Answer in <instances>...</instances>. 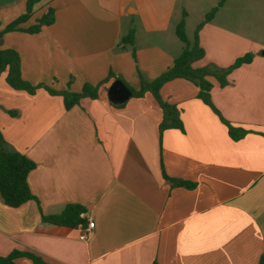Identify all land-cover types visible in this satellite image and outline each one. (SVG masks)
<instances>
[{
    "label": "crops",
    "instance_id": "0c3cea01",
    "mask_svg": "<svg viewBox=\"0 0 264 264\" xmlns=\"http://www.w3.org/2000/svg\"><path fill=\"white\" fill-rule=\"evenodd\" d=\"M25 5L0 0V31ZM48 9L53 24L37 34L5 33L0 49L19 55L28 83L74 93L99 85L98 98L65 110L60 96L15 91L0 77V132L35 164L27 177L35 200L11 208L0 197V257L18 250L48 264H257L264 253V0H40L19 27ZM183 15L186 36L202 24L204 56L193 68H226L253 55L225 87L208 80L224 120L255 133L232 141L184 79L159 92L177 108L183 131L160 136L162 115L150 95L108 101L109 71L138 90V73L152 81L172 66L184 47L175 34ZM130 33L131 43L121 44ZM161 166L194 187L165 180ZM70 204L85 209L84 226L41 221ZM88 220L94 229L81 241Z\"/></svg>",
    "mask_w": 264,
    "mask_h": 264
},
{
    "label": "trees",
    "instance_id": "16d2710c",
    "mask_svg": "<svg viewBox=\"0 0 264 264\" xmlns=\"http://www.w3.org/2000/svg\"><path fill=\"white\" fill-rule=\"evenodd\" d=\"M40 0H26L25 12L9 23L3 30L0 31V42L5 33L19 31L28 34H37L42 27L49 26L54 22V13L52 9L43 14L36 23L27 29H22L19 26L28 21L32 15L33 6ZM215 9L210 11L204 22L211 20ZM202 24H199L193 36V41L190 43L187 39L184 30V15L176 25L175 34L180 42L184 45L181 54L174 60L172 66L163 72L159 77L152 81H148L142 74L138 73L139 89L135 90L124 83L119 77L109 71L105 82L109 80H120L131 91V98H144L150 95L153 101L158 105L161 111V121L158 129L161 136L164 130L174 129L183 131V125L179 118V113L174 105L168 104L160 97V89L164 84L174 79H184L198 88L197 98L218 117L220 122L226 127L227 134L232 141H238L249 133H255L246 130L242 127L235 126L224 120L220 112L211 102L210 90L211 83L208 78H214L221 88L228 84L227 77L235 69L244 64H249L253 55L247 53L244 56L236 59L232 65L226 68H219L215 65H207L202 68H193L192 64L204 56L203 49L199 46L198 32ZM132 34L123 38L120 43H131ZM5 75V82L15 91H23L29 95H34L38 89L45 90L49 95L60 96L62 98L65 110H70L77 106L83 99L96 100L98 98L99 85L92 86L84 84L81 91L78 93L69 91H55L44 85H32L22 79L20 71V57L13 50L0 49V77ZM118 106V105H116ZM264 136V134H261ZM35 167L32 160L28 159L23 154L11 149L0 134V197L3 203L11 208H17L22 204L35 200V197L30 192L27 177L30 171ZM162 177L170 181L175 186L192 189L194 184L183 182L180 180L170 179L165 174L161 166ZM85 213V209L80 205H67L59 214L44 216L41 215V221L47 224L76 228L84 226L85 220L81 217ZM26 258L32 264H48L40 256L30 251L14 250L5 257H0V264H14L15 260ZM257 264H264V253L260 256Z\"/></svg>",
    "mask_w": 264,
    "mask_h": 264
},
{
    "label": "water",
    "instance_id": "95a60500",
    "mask_svg": "<svg viewBox=\"0 0 264 264\" xmlns=\"http://www.w3.org/2000/svg\"><path fill=\"white\" fill-rule=\"evenodd\" d=\"M131 98V91L120 80L111 83L107 90V99L112 105H121Z\"/></svg>",
    "mask_w": 264,
    "mask_h": 264
},
{
    "label": "built area",
    "instance_id": "2783aa9c",
    "mask_svg": "<svg viewBox=\"0 0 264 264\" xmlns=\"http://www.w3.org/2000/svg\"><path fill=\"white\" fill-rule=\"evenodd\" d=\"M94 229V223L91 220L87 221V225L81 229L80 235H79V240L81 241H86L89 236L91 235L92 231Z\"/></svg>",
    "mask_w": 264,
    "mask_h": 264
},
{
    "label": "rangeland",
    "instance_id": "374dc122",
    "mask_svg": "<svg viewBox=\"0 0 264 264\" xmlns=\"http://www.w3.org/2000/svg\"><path fill=\"white\" fill-rule=\"evenodd\" d=\"M193 36H194V33H193V30H192V32L191 33H188V35H187V38L188 39H190V40H193ZM229 67V66H228ZM1 109V108H0ZM0 134H1V132H0ZM2 135V134H1ZM3 137V136H2Z\"/></svg>",
    "mask_w": 264,
    "mask_h": 264
}]
</instances>
